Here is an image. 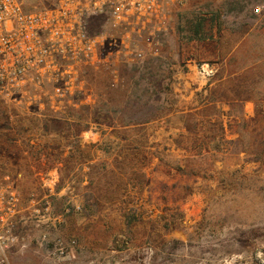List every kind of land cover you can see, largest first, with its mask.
<instances>
[{"label": "rangeland", "instance_id": "obj_1", "mask_svg": "<svg viewBox=\"0 0 264 264\" xmlns=\"http://www.w3.org/2000/svg\"><path fill=\"white\" fill-rule=\"evenodd\" d=\"M158 40L77 106L0 100V178L35 216L14 264H264V0H183Z\"/></svg>", "mask_w": 264, "mask_h": 264}, {"label": "built area", "instance_id": "obj_2", "mask_svg": "<svg viewBox=\"0 0 264 264\" xmlns=\"http://www.w3.org/2000/svg\"><path fill=\"white\" fill-rule=\"evenodd\" d=\"M182 2L0 0V100L53 112L77 106L78 96L92 92L87 78H117L119 66L158 57V38ZM32 203L25 205L10 177L0 178V264H14L27 248ZM65 250L60 242L61 257Z\"/></svg>", "mask_w": 264, "mask_h": 264}, {"label": "trees", "instance_id": "obj_3", "mask_svg": "<svg viewBox=\"0 0 264 264\" xmlns=\"http://www.w3.org/2000/svg\"><path fill=\"white\" fill-rule=\"evenodd\" d=\"M205 20H203L204 22ZM202 21H200L197 25H196V29L194 30V35L196 36V38L199 39H204V23ZM206 38V37H205Z\"/></svg>", "mask_w": 264, "mask_h": 264}]
</instances>
